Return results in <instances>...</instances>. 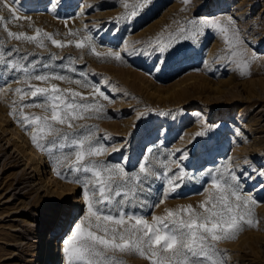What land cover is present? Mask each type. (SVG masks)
Returning <instances> with one entry per match:
<instances>
[{"label": "rangeland", "instance_id": "rangeland-1", "mask_svg": "<svg viewBox=\"0 0 264 264\" xmlns=\"http://www.w3.org/2000/svg\"><path fill=\"white\" fill-rule=\"evenodd\" d=\"M5 2L0 0V16L6 21L11 19L10 8L18 10L19 18L7 23L11 32L35 35V29L39 28L65 43L90 34L97 51L121 52L123 62L98 58L89 48H76L74 43L57 48L45 39L44 46H39L9 37L0 25V51L5 53L6 60H19L25 66L36 63L39 73L66 75L73 83L58 80L52 83L61 89L83 92L89 100L92 85L109 96L110 102L98 100L104 106L101 112L75 122L87 126L78 129V134L95 132L99 142L109 149L108 154L98 159L108 164H121L132 175L139 173V165L145 157L155 164L156 160L167 159L170 155L177 159L181 153L176 150L187 149L188 158L181 161V166L188 176L173 194L174 198H168L158 208L135 210L150 220L153 214L164 215L165 209L189 204L196 207L206 198V194L197 193L210 185L208 172L231 161L240 177L242 194L257 201L250 207L252 218L258 224L255 228L244 226L234 239L217 242V248L224 250L226 264H264V178L257 175L258 171L264 170V0H191L189 4L183 0H150L134 18L125 17L122 0H61L55 12L49 0H17L8 7L4 6ZM128 2L132 5L137 0ZM228 18L234 20L248 56L255 54L250 75L241 76L235 65L225 60L227 46L221 34L212 29H206L196 41L181 40L170 54H139L145 50L150 52L148 44L155 43L158 36L166 37L180 28L190 27L187 22L192 19L226 21ZM70 31L79 35L70 36ZM10 51L12 56H7ZM53 56L58 59H52ZM44 64L50 67L43 68ZM73 68L76 71H71ZM81 71L86 74L84 77L80 76ZM17 77L22 74L13 75L0 65V87L13 90L27 87ZM75 80H84L89 87L78 86ZM30 83L48 86L35 80ZM18 100L13 91L6 90L0 93V108L8 114L9 124H15L31 141L29 132L10 115L13 101ZM25 102H31L30 98L26 97ZM24 111L43 115L39 108ZM140 113L144 115L138 118ZM204 121L211 130L193 140L194 134L202 130ZM65 131L71 130L65 128ZM5 134L0 133V150L3 149L0 153V252L13 249L11 256L14 258L3 260L5 263L1 260L0 264H41L45 258L44 261L36 260L31 251L37 249L39 243L45 245L50 230L55 229L62 215L65 200H57L56 205L48 202V192L41 190L45 188L37 189V175L18 183L27 164L25 157L14 150L12 141L7 142ZM114 146L121 150L111 151ZM149 148L151 153L147 151ZM39 151L45 156L43 159H49L47 165H52V171L57 173L54 158ZM59 154L54 150V156ZM11 155L18 159V165L3 166ZM124 157H127L126 161ZM236 160L241 161V167ZM59 170L67 171L66 168ZM249 176L254 178L248 179ZM7 181L13 182L14 189H6ZM62 181L69 182L67 179ZM72 184L77 188L70 194L71 199L76 195L83 197L81 186ZM149 184L153 189V195L148 197L151 203L161 198L160 193L167 184L154 178L145 187ZM43 198L47 201L43 202ZM54 205L56 208L51 216L49 210ZM73 210L72 207L67 212L68 223L53 237L54 240L65 238L71 221L79 222L84 217L87 212L84 197L76 212L70 214ZM49 218L48 223L45 219ZM12 236L17 240L11 239ZM115 255L123 264H149L147 259L135 254L117 252ZM59 264L65 263L60 260Z\"/></svg>", "mask_w": 264, "mask_h": 264}, {"label": "snow or ice", "instance_id": "snow-or-ice-1", "mask_svg": "<svg viewBox=\"0 0 264 264\" xmlns=\"http://www.w3.org/2000/svg\"><path fill=\"white\" fill-rule=\"evenodd\" d=\"M16 2L17 0H6L4 6L8 7ZM60 2L61 0H49L53 12ZM183 2L189 4L191 0ZM149 3L150 0H137L130 5L128 0H122L126 10L125 17H136ZM9 10L11 19L6 21L0 16V25L11 38L39 46H44L46 39L57 48L74 43L76 48H89L98 58L108 57L123 62L121 52L97 51L90 34L65 43L39 28L35 29V35L11 32L7 29V23L19 17L16 15L17 9ZM187 23L190 27L180 28L177 33H170L166 37L158 36L155 43L149 42L150 52L145 50L139 54H170L181 40L196 41L205 34L206 29H212L221 34L227 46L225 60L234 64L241 76L250 75V65L256 57L255 54L248 56L243 47L245 41L234 27V20L192 19ZM69 35L76 37L79 33L70 31ZM7 56H12V52H8ZM52 59L58 57L53 56ZM159 63L162 64L163 61ZM0 65L13 75L22 74L17 79L27 86L14 90L0 87V93L13 91L19 97L18 101H13L10 115L29 132L31 142L37 149L54 158L57 176L82 188L87 212L75 224L70 238L64 240L62 251L65 264H123L116 257L117 252L138 255L147 259L149 264H226L224 250L217 248V242L234 239L244 226L257 227L258 221L253 220L250 207L257 201L242 194L240 177L236 175L231 161L222 168L208 172L210 185L203 192L197 193L206 194V198L196 207L189 204L177 209H165L164 215L153 214L149 220L135 209L158 208L177 193L188 176L181 166V161L188 158L187 149H177L181 153L177 159H172L170 155L167 159L156 160L155 164L145 157L144 162L139 165V173L130 175L121 164H108L98 159L108 154L109 149L99 142L95 132L77 133L78 129L87 126L76 124V121L91 118V114L103 110L104 106L98 102L99 99L110 102L105 92L92 85L89 100L83 92L72 88L61 89L52 81L71 84L73 80L66 75L39 73L36 63L25 66L19 60H6L3 51H0ZM42 67L49 68L50 65L44 64ZM71 71L76 70L73 68ZM85 75L83 71L80 72L81 77ZM32 80L48 86L31 84ZM74 82L78 86L89 87L84 80ZM26 97L31 102H25ZM31 108L41 109L43 115L26 114L24 109ZM143 115L144 113H140L138 118ZM65 128L71 131H65ZM210 130L211 126L204 121L202 130L194 134L193 140L205 136ZM121 147L114 146L111 151H120ZM65 149L70 151L66 152ZM54 150H58L60 154L54 156ZM147 151L151 153L152 149ZM123 159L126 161L127 157ZM61 168H66L67 171L61 172ZM157 168L164 171L160 172ZM257 175L264 178V170L258 171ZM153 178L165 181L167 187L160 193V199L150 203L148 197L153 195V189L150 184L148 187L145 184Z\"/></svg>", "mask_w": 264, "mask_h": 264}, {"label": "bare ground", "instance_id": "bare-ground-1", "mask_svg": "<svg viewBox=\"0 0 264 264\" xmlns=\"http://www.w3.org/2000/svg\"><path fill=\"white\" fill-rule=\"evenodd\" d=\"M0 107H1V105H0ZM5 112L6 111L4 109L0 108V133L3 135L6 133L5 137H6L7 142L10 143V141H12V145L14 146V150L16 152H18V154L22 158L25 157V164H27L24 172L22 173L21 177L18 179V183H22L23 179H26L28 177H34V175H37L39 177L38 178L39 181L36 182V185H39V187L37 189L42 188V187L45 188V189H41V190H45L48 192V194H49L48 202L49 201L55 202V205H56L57 200L58 201L65 200V205L63 208L62 215L60 216V218L56 224L55 229L50 230L47 242L45 243V245L44 244L42 245V243L41 244L39 243L37 249L32 250V251L30 250L31 255L36 256V258H35L36 260L42 259V261H44V258H45L44 263H41V264H59L60 260L62 263H65V255L62 251V249L64 247V240L70 238L72 232L74 231L75 224L78 221H76V220L71 221L72 226L70 227V229H67L69 231H68V234L65 238L57 239V241H56L53 239V237L54 236L56 237L66 227V225L68 223V215H69V213L67 214V212L68 211L70 212V208L73 207L74 210L70 214L75 213L76 210L78 209V207L80 206V204H82L83 197L76 195L71 199L70 194L74 193L77 186L72 184L71 182L62 181V179L60 177H58L57 174L52 171V169H51L52 165H47V163L49 162V159H43V158H45V156H43V154L38 149H36L34 147L33 143H31L29 138L27 136L23 135L20 132L19 128L15 124H12V123L9 124V122H8L9 116ZM8 134L10 135L9 137H7ZM2 151H3V149L0 150V153ZM17 160L18 159H16L14 157V155H11L8 159H6L3 166H5L6 164H12V163H13L12 167L16 166V165H18V162H19ZM237 163H238L239 167H241V165H242L241 161H237ZM46 166L49 167L48 170H46L47 169ZM32 172L34 174L30 175ZM44 172H46V173H44ZM25 176H27V177H25ZM0 184H2V182ZM5 186H7L6 189H8L9 187H11V188L14 187L12 181L11 182L7 181L5 183ZM42 200H43V202L47 201L44 198ZM55 205L53 208H51L49 210L51 212V213H49V215H51V216H53V214H54L53 209L56 208ZM24 208H26V207H24ZM43 219H44V217H43ZM50 220H51L50 218L45 219V221H47L48 223ZM54 220H56V219H54ZM38 236H40V235H38ZM9 238H11V237H9ZM11 239L17 240V238L16 237L13 238V236ZM46 245H47V247H46ZM56 245H57V248H56ZM4 250H6V249H4ZM13 251H14L13 249L11 251H8V249H7V251H1L0 252V261L2 260L1 263H5V262H3V260H5L7 258H14L11 256L12 253H14ZM5 254H8V256L4 257ZM40 254H43V257H40L41 256ZM29 261L32 262V259H30ZM6 264H8V263H6ZM10 264H19V263H10Z\"/></svg>", "mask_w": 264, "mask_h": 264}]
</instances>
